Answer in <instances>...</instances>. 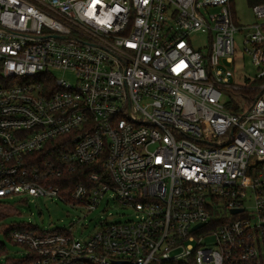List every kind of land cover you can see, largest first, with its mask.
<instances>
[{
	"label": "built area",
	"instance_id": "1",
	"mask_svg": "<svg viewBox=\"0 0 264 264\" xmlns=\"http://www.w3.org/2000/svg\"><path fill=\"white\" fill-rule=\"evenodd\" d=\"M242 29L247 86L215 70ZM263 96L264 23L236 27L230 0H0V208L63 200L49 174L100 160L109 180L90 174L72 203L112 192L135 213L85 237L4 227L21 250L3 264H264ZM53 141L59 166L42 167Z\"/></svg>",
	"mask_w": 264,
	"mask_h": 264
},
{
	"label": "rangeland",
	"instance_id": "2",
	"mask_svg": "<svg viewBox=\"0 0 264 264\" xmlns=\"http://www.w3.org/2000/svg\"><path fill=\"white\" fill-rule=\"evenodd\" d=\"M233 23L236 27H246L252 23H264L263 19H256L252 9L246 0H233L230 6ZM247 30L236 32L234 38V54L232 62L226 58H220L216 69L223 72L222 76L228 81L240 86L253 84L257 75V68L251 59L243 51V39ZM190 41L194 48H200L206 53L207 35L204 32H194L190 35ZM57 78L72 80L73 74L61 69L52 71ZM230 98L228 93L223 94V101ZM264 99V96H263ZM6 205L0 208L6 214L0 212V244H4L3 252L0 253V264L5 260L19 258L21 247L10 242L2 231L8 225L17 224L37 227L39 230H68L76 237H85L95 231L100 223L125 221L134 218V210L118 204L112 192H107L95 209H87L84 205L73 204L55 196H32L22 195L5 198L1 201ZM4 215V216H3Z\"/></svg>",
	"mask_w": 264,
	"mask_h": 264
},
{
	"label": "trees",
	"instance_id": "3",
	"mask_svg": "<svg viewBox=\"0 0 264 264\" xmlns=\"http://www.w3.org/2000/svg\"><path fill=\"white\" fill-rule=\"evenodd\" d=\"M233 0H230V6ZM248 6L252 7L255 4L263 3L264 0H246ZM253 83H256V81H253ZM252 91H245V93H251ZM241 95H244V93ZM230 104L228 106L230 109H235L237 106L234 104ZM56 141L51 142V144H48L45 149L38 154L37 164H45L46 162H51L55 166H59L58 161L56 159L57 155L62 151V149L59 146L52 147V144H54ZM92 173H98L102 177L109 180V177L103 167L101 166V161H97L95 163H88V164H79L74 167L72 171H65L62 170L59 175L55 174H49V178L47 180V183L57 185L60 188V195L63 197V199L67 202H72V199L70 198V193L73 189V187L79 183H85L87 185H91L88 177ZM36 229V227L31 226H23V225H17L12 224L5 227V232L13 229ZM63 232V229L55 230ZM3 245L0 244V253L3 252Z\"/></svg>",
	"mask_w": 264,
	"mask_h": 264
},
{
	"label": "water",
	"instance_id": "4",
	"mask_svg": "<svg viewBox=\"0 0 264 264\" xmlns=\"http://www.w3.org/2000/svg\"><path fill=\"white\" fill-rule=\"evenodd\" d=\"M238 211H240V210H238V209H234V210H233L234 213H235V212H238Z\"/></svg>",
	"mask_w": 264,
	"mask_h": 264
}]
</instances>
